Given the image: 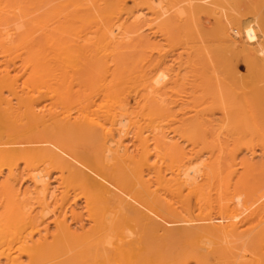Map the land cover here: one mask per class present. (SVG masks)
<instances>
[{"label": "bare ground", "instance_id": "obj_1", "mask_svg": "<svg viewBox=\"0 0 264 264\" xmlns=\"http://www.w3.org/2000/svg\"><path fill=\"white\" fill-rule=\"evenodd\" d=\"M200 1L0 0V264H264V0Z\"/></svg>", "mask_w": 264, "mask_h": 264}, {"label": "rangeland", "instance_id": "obj_2", "mask_svg": "<svg viewBox=\"0 0 264 264\" xmlns=\"http://www.w3.org/2000/svg\"><path fill=\"white\" fill-rule=\"evenodd\" d=\"M202 2H204V0L203 1H200V4H202ZM207 3H209V2H207ZM203 4H206L205 2L203 3ZM126 6L128 7L129 6V8L128 9H133L134 7H133V5H132V3L130 2V1H127L126 2ZM185 5H183V4H181L180 5V10L178 11V14L180 13V11H181V13H182V11L183 10H185V7H184ZM50 6L48 5L47 6V8H49ZM132 7V8H131ZM184 8V9H183ZM138 12H140L142 15H140V18H142V20L140 21V28H138L139 30H138V35L141 37V38H143L142 36H144V38L143 39H147L148 40V38L150 39V37H151V39H150V41H149V43L153 46V48H155V46H156V49L157 50H155V49H153V57L155 58V54H156V58H161L162 60H163V65L164 66H166V67H164V68H167V69H170V72L171 73H173L172 74V77H173V75H176V74H178L179 72H181V76L179 75V77H181L183 80L185 79V78H190L189 77V75H188V73H187V71L185 70V67H186V63H188V60L190 61L191 60V57H190V55H189V53H190V51L191 50H189L187 47H189V45H187V43H186V39L184 38L185 36H184V34L181 32L182 30L180 29L179 30V26H182L181 24H182V22H183V19H184V17H182V15L180 16V17H178V18H175V10L173 9V10H171L169 13H168V15H167V17H165V18H168V17H170V16H172V17H174L175 18V22H176V28L177 29H174V30H172L171 31V35L170 34H168L167 36L166 35H164V33H161V32H163L162 30H161V25H162V20L161 19H155L156 17L154 16V15H152L149 11H147L148 13H146L145 14V12H146V10L144 9V10H142V9H140ZM184 12V11H183ZM143 15L144 16H146V17H143ZM153 16V17H152ZM150 17V19H148ZM182 17V18H181ZM145 19V21H147V22H145V21H143L144 19ZM154 18V19H153ZM177 19V20H176ZM179 19V20H178ZM181 19V20H180ZM153 22H151V21ZM158 20V21H157ZM161 20V21H160ZM200 20H202V22H208V23H210L209 24V27L210 26H213L214 25V20H213V18L212 17H210L209 16V14L208 13H205V14H201L200 15ZM155 21V22H154ZM151 24H149V23ZM180 22V23H179ZM145 23V24H144ZM146 23H147V25H146ZM159 23V24H158ZM161 24V25H160ZM145 26H147L146 28H144ZM152 26H154V28L152 27ZM150 27H152L153 28V30H151V32H150V30H147V29H149ZM158 27V28H157ZM152 28H150V29H152ZM145 30V31H144ZM159 30H160V32H159ZM140 31V32H139ZM154 32V34L157 32V34H156V36L153 34V32ZM142 32V33H141ZM152 33V34H150V33ZM159 32V33H158ZM148 33V34H147ZM177 33V34H176ZM141 34H143V35H141ZM158 34H160V35H158ZM180 34V35H179ZM157 35H158V37H157ZM177 35V36H176ZM154 36V37H153ZM161 38H160V37ZM165 37V38H164ZM170 37H172V38H170ZM179 38V39H178ZM173 40V41H172ZM168 43H167V42ZM178 41V42H177ZM185 41V42H184ZM186 43V44H185ZM168 44V45H167ZM170 44V45H169ZM172 44V45H171ZM185 44V45H184ZM155 45V46H154ZM181 48H182V50H181ZM200 44H196L195 45V49L192 51L193 53H192V57H193V60H196L195 58H194V56L195 55H197V52H198V54L200 53ZM184 50V51H183ZM185 50H186V52L188 53H186L185 52ZM187 50H189V51H187ZM156 51V52H155ZM159 53H158V52ZM194 51H197L196 53L194 52ZM159 54V55H158ZM163 54H165L163 57L162 56H160V55H163ZM182 54L184 55V56H182ZM198 56V55H197ZM165 57H166V59H165ZM185 57V58H184ZM196 57V56H195ZM156 58H155V60H156ZM165 59V60H164ZM183 59H184V62H183ZM186 60V61H185ZM165 61V62H164ZM167 61V62H166ZM174 62V63H173ZM186 62V63H185ZM169 65H170V67H169ZM171 65H172V67H171ZM176 66V67H175ZM175 67V68H174ZM172 68H174V70L175 71H177V72H174V70L172 69ZM182 68H184V69H182ZM177 69V70H176ZM178 69H180V70H178ZM173 70V71H172ZM182 70H184V72L182 71ZM185 71H186V73H185ZM184 74H183V73ZM239 73H240V75H242V76H244L245 75V70H244V66H243V64L242 63H240L239 64ZM180 74V73H179ZM188 76H187V75ZM191 75V74H190ZM187 76V77H186ZM255 137V136H254ZM251 137V139L250 140H252V141H258V143H261V142H259L260 140H261V138H260V140H259V137L257 138V137ZM257 138V139H256ZM246 141H248V140H246ZM257 143V144H258ZM187 150V149H186ZM247 156H249V155H246V153L244 152V153H240V154H238V156H237V159H238V161L237 162H239V161H244L245 159H251V162H250V164H254V165H261V164H263L264 163V155H261V152L258 150L257 151V154L256 155H254L255 157H252V158H248ZM239 172H241V170H239ZM0 181H1V179H0ZM28 183H25V184H23L22 185V190H25L27 187H29L28 185H27ZM55 185V184H54ZM76 210H79V208L78 207H76ZM51 228V227H50Z\"/></svg>", "mask_w": 264, "mask_h": 264}]
</instances>
